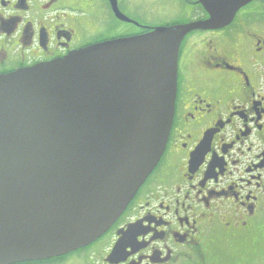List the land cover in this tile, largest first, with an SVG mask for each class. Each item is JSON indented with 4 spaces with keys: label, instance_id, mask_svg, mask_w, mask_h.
<instances>
[{
    "label": "flooded vegetation",
    "instance_id": "obj_1",
    "mask_svg": "<svg viewBox=\"0 0 264 264\" xmlns=\"http://www.w3.org/2000/svg\"><path fill=\"white\" fill-rule=\"evenodd\" d=\"M168 1L0 0V75L207 19L198 0H171L162 12ZM152 13L164 14L163 24L153 25ZM263 218L264 0H250L228 25L182 40L164 151L88 246L104 264H216L238 240H258ZM82 249L49 260L71 264Z\"/></svg>",
    "mask_w": 264,
    "mask_h": 264
},
{
    "label": "water",
    "instance_id": "obj_2",
    "mask_svg": "<svg viewBox=\"0 0 264 264\" xmlns=\"http://www.w3.org/2000/svg\"><path fill=\"white\" fill-rule=\"evenodd\" d=\"M248 1L198 0L205 20L0 75V264L67 255L116 222L164 151L182 40Z\"/></svg>",
    "mask_w": 264,
    "mask_h": 264
},
{
    "label": "rangeland",
    "instance_id": "obj_3",
    "mask_svg": "<svg viewBox=\"0 0 264 264\" xmlns=\"http://www.w3.org/2000/svg\"><path fill=\"white\" fill-rule=\"evenodd\" d=\"M171 3V0L168 1L166 3V6L162 8V12H168L169 9L167 8ZM137 15L141 16L139 15V13ZM141 17L145 18L144 15H142ZM163 18L164 14L152 13L151 23L153 25H161L164 22ZM261 232L262 234L259 236L258 240H238V244L234 245L233 248L230 249L228 254L226 252L222 253V256H224L225 259L216 262V264H264V224L261 225ZM254 236L256 235L254 234L252 237ZM99 246H101L100 242L94 247L96 248ZM94 251V248L88 246L80 251L75 252L76 255L71 257V264H104L93 254ZM210 252H214L213 248Z\"/></svg>",
    "mask_w": 264,
    "mask_h": 264
},
{
    "label": "trees",
    "instance_id": "obj_4",
    "mask_svg": "<svg viewBox=\"0 0 264 264\" xmlns=\"http://www.w3.org/2000/svg\"><path fill=\"white\" fill-rule=\"evenodd\" d=\"M47 263H51L50 260L47 262L41 261V262H30V263H22V264H47Z\"/></svg>",
    "mask_w": 264,
    "mask_h": 264
}]
</instances>
